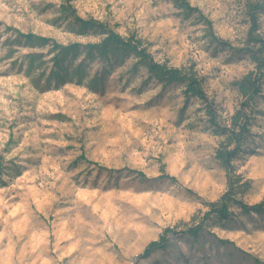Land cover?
Masks as SVG:
<instances>
[{"label":"rangeland","instance_id":"374dc122","mask_svg":"<svg viewBox=\"0 0 264 264\" xmlns=\"http://www.w3.org/2000/svg\"><path fill=\"white\" fill-rule=\"evenodd\" d=\"M252 12L264 40V0H0V264H264V211L204 218L228 177L201 101L152 79L134 52L99 48L114 33L193 68L224 127L254 70ZM246 114L231 175L253 207L264 78Z\"/></svg>","mask_w":264,"mask_h":264},{"label":"trees","instance_id":"16d2710c","mask_svg":"<svg viewBox=\"0 0 264 264\" xmlns=\"http://www.w3.org/2000/svg\"><path fill=\"white\" fill-rule=\"evenodd\" d=\"M254 13L252 12L250 14L252 26L248 31L245 50L254 65V70L244 75L236 83L237 90L240 96L245 99V102L231 116L229 124L224 127L218 124L213 103L206 97L202 88L201 79L193 68L176 69L170 68L165 64L156 63L145 53L144 49L140 48V42L133 43L131 41H125L114 33H108L99 46L101 50L114 47L134 52L152 79L157 80V82L165 86L173 84L181 85L183 88L182 93L186 100L196 98L201 101L209 125L219 129L221 131V137H223L215 151V159L227 173L228 189L217 202L208 204L209 210L204 215L205 219H211L213 217L219 222L228 219L231 215V209L234 207L245 214H259L264 211V200L259 205L250 207L237 198L235 188L243 187L245 184H241L242 180L240 176L232 179L231 175L233 169L232 164L237 154L241 151L243 143L250 136L246 109L249 101L260 93L264 78V40L256 34L257 20L255 19ZM93 27L100 28L101 26L94 24ZM26 39L29 42L32 41L31 36H27ZM199 229L198 225L194 226V228L189 229V233L195 237Z\"/></svg>","mask_w":264,"mask_h":264}]
</instances>
